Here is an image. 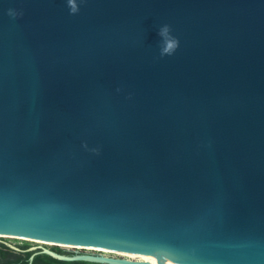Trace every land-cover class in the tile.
<instances>
[{
  "label": "water",
  "instance_id": "water-1",
  "mask_svg": "<svg viewBox=\"0 0 264 264\" xmlns=\"http://www.w3.org/2000/svg\"><path fill=\"white\" fill-rule=\"evenodd\" d=\"M73 2L0 0V238L264 264V0Z\"/></svg>",
  "mask_w": 264,
  "mask_h": 264
},
{
  "label": "trees",
  "instance_id": "trees-1",
  "mask_svg": "<svg viewBox=\"0 0 264 264\" xmlns=\"http://www.w3.org/2000/svg\"><path fill=\"white\" fill-rule=\"evenodd\" d=\"M28 244L17 246L18 250H13L0 242V264H100L88 261H62L55 259L40 250L29 251ZM50 249L64 255L74 256L75 252L67 251L62 247L53 246Z\"/></svg>",
  "mask_w": 264,
  "mask_h": 264
},
{
  "label": "rangeland",
  "instance_id": "rangeland-1",
  "mask_svg": "<svg viewBox=\"0 0 264 264\" xmlns=\"http://www.w3.org/2000/svg\"><path fill=\"white\" fill-rule=\"evenodd\" d=\"M0 241L6 242L7 244H9L11 246H14V247L22 246V245H25V244H28L31 247L40 246V247H46V248H49V249L51 247H53V246H49L50 244H43L41 242L25 241V240H21V239H14V238H7V237L0 238ZM62 249H65L67 251H72V252H76L77 251L78 253H81V254H91V255H93V254H102V255L107 256V257L128 259L127 257H123V256L116 255L114 253H109V252L93 251V250H87V249H82V248H73V247H67V248L66 247H62ZM130 260H132V259H130Z\"/></svg>",
  "mask_w": 264,
  "mask_h": 264
},
{
  "label": "clouds",
  "instance_id": "clouds-1",
  "mask_svg": "<svg viewBox=\"0 0 264 264\" xmlns=\"http://www.w3.org/2000/svg\"><path fill=\"white\" fill-rule=\"evenodd\" d=\"M69 4L71 7V12L75 13L77 11V8L73 0H69ZM7 14L9 16L15 17V12L13 10H9ZM157 35L161 38L162 41L160 55L161 56L171 55L178 47V41L170 35L169 27L167 25L161 27Z\"/></svg>",
  "mask_w": 264,
  "mask_h": 264
},
{
  "label": "bare ground",
  "instance_id": "bare-ground-1",
  "mask_svg": "<svg viewBox=\"0 0 264 264\" xmlns=\"http://www.w3.org/2000/svg\"><path fill=\"white\" fill-rule=\"evenodd\" d=\"M7 238H14V239H21L17 236H14V235H8L6 236ZM40 242V241H38ZM41 243H44V242H41ZM44 244H50L49 246H54L55 244L53 243H44ZM64 247H69V246H64ZM87 250H93V251H101V252H109V253H114L116 255H120V256H123V257H127L129 260L130 259H134V260H138V261H148V262H151L152 259H148V258H141L140 256H138V254H134V253H121V252H115V251H110V250H103V249H95V248H86ZM158 260L159 261H162L166 264H178L176 262H173L165 257H162V256H159L158 257Z\"/></svg>",
  "mask_w": 264,
  "mask_h": 264
}]
</instances>
